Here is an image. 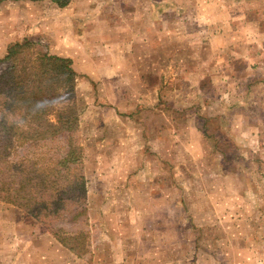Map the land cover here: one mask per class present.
Returning <instances> with one entry per match:
<instances>
[{"label": "rangeland", "instance_id": "rangeland-1", "mask_svg": "<svg viewBox=\"0 0 264 264\" xmlns=\"http://www.w3.org/2000/svg\"><path fill=\"white\" fill-rule=\"evenodd\" d=\"M241 4L0 2V58L71 61L88 231L77 255L0 202V264H264V1Z\"/></svg>", "mask_w": 264, "mask_h": 264}, {"label": "trees", "instance_id": "trees-1", "mask_svg": "<svg viewBox=\"0 0 264 264\" xmlns=\"http://www.w3.org/2000/svg\"><path fill=\"white\" fill-rule=\"evenodd\" d=\"M50 1L62 7L70 0ZM28 45L13 42L0 58L6 64L0 73V202L78 255L88 245V231L81 150L72 139L77 116L68 102L75 73L69 58L46 52L34 65H18Z\"/></svg>", "mask_w": 264, "mask_h": 264}, {"label": "crops", "instance_id": "crops-1", "mask_svg": "<svg viewBox=\"0 0 264 264\" xmlns=\"http://www.w3.org/2000/svg\"><path fill=\"white\" fill-rule=\"evenodd\" d=\"M241 1L243 2V5L241 4V10L246 11L245 15L244 13H241V15L247 16L250 14V11L258 10L259 8H256V5H258L259 2L264 0H241ZM260 15L264 17V13L260 12Z\"/></svg>", "mask_w": 264, "mask_h": 264}]
</instances>
